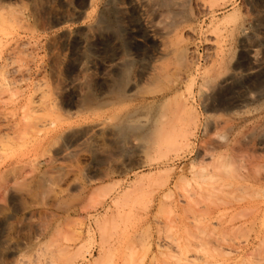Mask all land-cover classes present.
Instances as JSON below:
<instances>
[{
    "label": "rangeland",
    "instance_id": "374dc122",
    "mask_svg": "<svg viewBox=\"0 0 264 264\" xmlns=\"http://www.w3.org/2000/svg\"><path fill=\"white\" fill-rule=\"evenodd\" d=\"M0 264H264V0H0Z\"/></svg>",
    "mask_w": 264,
    "mask_h": 264
},
{
    "label": "bare ground",
    "instance_id": "6f19581e",
    "mask_svg": "<svg viewBox=\"0 0 264 264\" xmlns=\"http://www.w3.org/2000/svg\"><path fill=\"white\" fill-rule=\"evenodd\" d=\"M140 122H142V123L145 122V119L144 118L140 119Z\"/></svg>",
    "mask_w": 264,
    "mask_h": 264
}]
</instances>
